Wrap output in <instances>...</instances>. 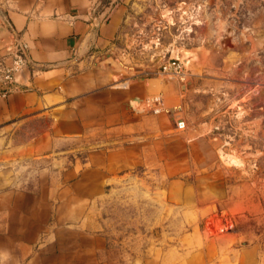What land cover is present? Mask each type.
I'll list each match as a JSON object with an SVG mask.
<instances>
[{"label":"crops","instance_id":"crops-1","mask_svg":"<svg viewBox=\"0 0 264 264\" xmlns=\"http://www.w3.org/2000/svg\"><path fill=\"white\" fill-rule=\"evenodd\" d=\"M100 3L0 0V67L18 44L26 59L13 90L0 86V264H264L256 244L210 234L208 215L236 208L211 124L188 118L181 85L152 72L190 50L176 38L208 23L223 36V0ZM146 168L166 179L182 216L167 228L180 232L129 248L97 207Z\"/></svg>","mask_w":264,"mask_h":264},{"label":"rangeland","instance_id":"rangeland-1","mask_svg":"<svg viewBox=\"0 0 264 264\" xmlns=\"http://www.w3.org/2000/svg\"><path fill=\"white\" fill-rule=\"evenodd\" d=\"M223 4V36L215 37L210 23L200 30L201 36L186 31L187 37L176 38L175 45L194 52L195 58L184 67L186 77L180 82L164 77L181 85V108L188 118L211 124L226 189L232 191L236 208L210 213L215 221L210 234H234L241 242L256 244L264 260V0ZM229 157L238 164L230 163ZM157 172L146 168L143 179L116 184L98 205L101 226L113 240L129 248L146 247L152 239L180 232L167 228L182 216L165 202L166 179L157 180ZM205 173L206 169H194L193 175ZM223 215L233 222L228 233L218 230Z\"/></svg>","mask_w":264,"mask_h":264},{"label":"built area","instance_id":"built-area-1","mask_svg":"<svg viewBox=\"0 0 264 264\" xmlns=\"http://www.w3.org/2000/svg\"><path fill=\"white\" fill-rule=\"evenodd\" d=\"M115 3V0H101L99 7L109 8ZM19 51L17 54L11 57L10 63L8 65H1L0 67V86H1V95L6 96L9 94L13 88L12 85L14 83V78L16 73H18L25 65V53L23 47L18 44ZM157 75L165 76L170 79H174L177 81H183L186 77V73L184 67L179 62L177 58H167L164 60L159 68L156 71H152ZM153 103H159L158 98L152 99ZM154 113L159 112V109H153ZM233 229L232 219L223 215L221 217V222L218 226V230L220 233H228Z\"/></svg>","mask_w":264,"mask_h":264},{"label":"bare ground","instance_id":"bare-ground-1","mask_svg":"<svg viewBox=\"0 0 264 264\" xmlns=\"http://www.w3.org/2000/svg\"><path fill=\"white\" fill-rule=\"evenodd\" d=\"M181 52H182L181 58H182V60H184L185 65H188L191 61H193V58H195L194 54H192L191 52H188L186 50H182ZM229 162L232 164H238V161L233 157H229Z\"/></svg>","mask_w":264,"mask_h":264},{"label":"water","instance_id":"water-1","mask_svg":"<svg viewBox=\"0 0 264 264\" xmlns=\"http://www.w3.org/2000/svg\"><path fill=\"white\" fill-rule=\"evenodd\" d=\"M178 60H179V62L182 64V66L183 67H185L186 65H185V62H184V60H182V58L181 57H179V58H177Z\"/></svg>","mask_w":264,"mask_h":264}]
</instances>
